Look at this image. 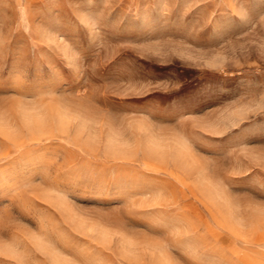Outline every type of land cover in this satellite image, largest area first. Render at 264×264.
<instances>
[{"label": "rangeland", "instance_id": "374dc122", "mask_svg": "<svg viewBox=\"0 0 264 264\" xmlns=\"http://www.w3.org/2000/svg\"><path fill=\"white\" fill-rule=\"evenodd\" d=\"M0 264H264V0H0Z\"/></svg>", "mask_w": 264, "mask_h": 264}]
</instances>
